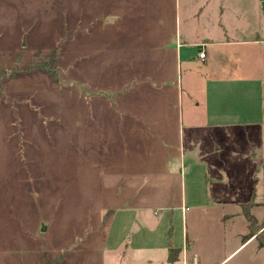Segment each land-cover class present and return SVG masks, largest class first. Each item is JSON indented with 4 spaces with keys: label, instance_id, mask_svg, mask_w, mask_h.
I'll return each instance as SVG.
<instances>
[{
    "label": "rangeland",
    "instance_id": "374dc122",
    "mask_svg": "<svg viewBox=\"0 0 264 264\" xmlns=\"http://www.w3.org/2000/svg\"><path fill=\"white\" fill-rule=\"evenodd\" d=\"M208 42L211 69L196 60ZM50 56L56 83L34 71L0 91V264H169V246L183 249L175 264H264L261 230L241 246V205L264 220V90L201 84L226 69L263 85L264 0H0V70ZM164 96L181 112L178 161L150 169L139 154L145 168L116 184L125 145L101 129L113 105ZM211 107H229L233 125L207 127ZM219 201L240 236L224 239Z\"/></svg>",
    "mask_w": 264,
    "mask_h": 264
},
{
    "label": "crops",
    "instance_id": "0c3cea01",
    "mask_svg": "<svg viewBox=\"0 0 264 264\" xmlns=\"http://www.w3.org/2000/svg\"><path fill=\"white\" fill-rule=\"evenodd\" d=\"M112 19L116 20L115 22H113V24L119 21L117 17ZM199 44H200L199 48L196 47L199 50L197 53H199L201 50H204L206 53V58L203 61H201L198 57V59L196 58V60L198 63H202L205 65V67L211 69L212 67L215 66L214 60L212 58V54H210L212 53L211 51L212 43L209 42L198 43L196 45ZM188 65L189 66H188V73L186 74V79L188 84L190 85L189 88L190 87L192 88V91L190 88L189 94L195 95L193 93L194 81H195L194 77L202 78V76L193 72L194 67L191 66V64ZM228 75L226 69H224L221 70L220 73L218 72L216 74H208V77L206 76L203 77L202 79L204 80L201 82V84H203L202 86L204 92L203 94L264 90V83L262 85V81H261L262 78L259 77L261 76V74L255 75V77H253V74L251 75V77H247L246 75L231 77ZM225 98H226V94L222 96V102H224ZM166 99H168L169 102ZM123 100H118V102H115V104L113 105L114 108L116 109V112H118V115H113V117H111V122H110L111 126H109L110 124L107 125L105 122L106 125L103 128H101L102 131L106 130L104 132L105 135L104 137L110 136L109 138L112 139L113 143L116 142V144H118L119 146L121 143L125 145L123 149L117 151V153L118 152L122 153V155L125 157L124 160L126 161L125 164L122 166V168L119 165H117L115 168L117 171L118 169L124 170L123 172L116 174L114 179L116 184H118L119 182L118 180H120L123 177L126 179L129 178L136 179L135 178L136 173L130 171L138 168H145L143 161L132 162L135 161L137 157H139V154L145 158L146 160L145 166L147 168L151 169L154 167H163L164 165L173 166L174 162L178 159V157L176 156L177 151L176 153H174L172 152V150L177 149L178 145L176 139L178 136L180 137L182 135V130H183L181 112H177V110L170 109V105L173 103L171 102L172 101L171 97L164 96V97L142 98L140 104H138L135 101L134 103L133 102L130 103V101H123ZM172 108L175 109L174 106H172ZM247 109L246 107L243 108L241 113H243V115H247V114L250 115L251 110L248 111ZM254 112L256 113V111ZM196 113L197 111L193 113L192 116V118L194 119L193 122H195V118L196 116H198L195 115ZM203 117L205 118L204 121L205 125H207V127L209 128L218 127V128H224L226 130V128H229L233 125L231 122L233 120L232 110L229 109V107L227 109H222V108L219 109V108L211 107L207 109V111L206 110L204 111ZM104 118H110V117H104ZM239 118H241V116H239ZM256 118L254 119L253 117L250 116L249 121L256 124L257 122ZM99 119L100 118L97 117V120ZM261 120L262 117L260 118V122ZM128 145L131 147H128ZM220 151H221V146L218 145L214 153L217 154ZM167 156H170L172 158L167 159L166 158ZM219 159L220 157H217V160ZM164 160L167 161L166 164ZM177 166L180 165L178 164ZM130 184H134V183L130 181ZM249 203L254 204L250 212L256 218L258 225L260 223L261 226H263L261 231L264 233V220H262L260 217L258 218V216L255 215L254 213L255 209L258 208L256 206V202L253 200V201H249ZM249 203H245V204L243 203L241 207L243 208L244 205ZM224 205L225 203L219 201V206H221L220 208L221 213L219 215L221 221L220 230L222 231V235L224 239L226 238V236H232V235H235V237L240 236L238 231H232L231 226L234 225L233 224L234 216L224 208L225 207ZM162 212L163 210H160V213ZM243 215H244V211H243ZM248 225L249 224L247 221L246 227H244V231L241 234L243 238L245 235H247L250 232ZM252 239L253 241L256 240L255 238ZM244 244H242L241 246L243 247ZM193 245L194 242H191L189 238L186 237L184 240L183 247L186 249L187 252L190 249L189 247H191V249L193 248ZM168 248L169 249L174 248L180 250L179 258L177 260L179 261V259L182 256L183 249L178 247L177 248L170 247V246ZM240 248L241 247L235 249V251H238ZM235 251H233L232 254ZM168 255H169V250H168Z\"/></svg>",
    "mask_w": 264,
    "mask_h": 264
},
{
    "label": "trees",
    "instance_id": "16d2710c",
    "mask_svg": "<svg viewBox=\"0 0 264 264\" xmlns=\"http://www.w3.org/2000/svg\"><path fill=\"white\" fill-rule=\"evenodd\" d=\"M34 71H42L44 73H47L52 82H57L58 80V69L56 67V58L55 56H50L47 60L41 62V63H35L29 66L26 70H19V69H13V70H0V91L2 90V84L6 82L9 79L17 78L21 75L31 74ZM250 204V203H249ZM254 205L253 203H251ZM250 205L247 207V205H244V215H246L247 221H248V228L250 232L244 236L243 244L246 243L248 240L255 238L256 240L260 239V230L263 228V226H259L256 218L251 214L250 212ZM263 233V232H262ZM264 242H261V245H263ZM180 250L170 248L169 249V255H168V263L169 264H175L179 258Z\"/></svg>",
    "mask_w": 264,
    "mask_h": 264
},
{
    "label": "built area",
    "instance_id": "2783aa9c",
    "mask_svg": "<svg viewBox=\"0 0 264 264\" xmlns=\"http://www.w3.org/2000/svg\"><path fill=\"white\" fill-rule=\"evenodd\" d=\"M198 57L201 61H203L205 58H206V53L204 50H201L199 53H198Z\"/></svg>",
    "mask_w": 264,
    "mask_h": 264
},
{
    "label": "water",
    "instance_id": "95a60500",
    "mask_svg": "<svg viewBox=\"0 0 264 264\" xmlns=\"http://www.w3.org/2000/svg\"><path fill=\"white\" fill-rule=\"evenodd\" d=\"M106 20H107V21H106V24H111V23H113V22L116 21V20H114V19H112V18H108V19H106ZM42 231H45V227H43Z\"/></svg>",
    "mask_w": 264,
    "mask_h": 264
}]
</instances>
